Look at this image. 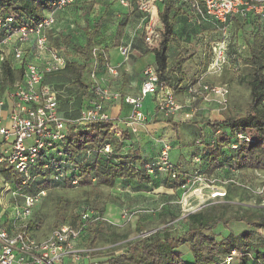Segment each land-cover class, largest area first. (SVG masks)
<instances>
[{"label": "trees", "instance_id": "1", "mask_svg": "<svg viewBox=\"0 0 264 264\" xmlns=\"http://www.w3.org/2000/svg\"><path fill=\"white\" fill-rule=\"evenodd\" d=\"M95 4L99 5L98 9H102L98 12L100 15L104 14L106 9H120L126 14L142 16L134 9L122 8L116 0H77L67 9L80 12L83 9L92 8ZM47 10L46 0H0V17L13 15L15 17L14 25L17 27L36 24ZM181 12L184 10L173 0H164L159 5V28L155 29L154 47L151 49L157 82L169 88L185 81L182 66L190 59L187 51L180 50L172 62L169 61V52L176 41L174 25ZM100 20L99 18L93 27L88 26L83 29V45H75L72 48V54L76 59L74 61L67 58L68 51L64 45L51 38L56 23L49 32V43L65 58V66L61 70L46 73L42 83L56 92L57 110L63 118H66V110L63 109L59 90L47 81L55 76H65L71 80L77 90L80 89L77 99L80 105L78 116L79 112L93 98L94 86L90 89L84 81L85 75L90 71L89 64L92 60L94 62L99 60L100 66L97 72L105 70L108 65L102 52L108 47L100 44L97 47V53L94 55L93 52L95 37L98 36L102 25ZM232 23L240 24L241 28L248 32L244 41L248 49V57L245 62L249 67V74L246 78L241 79V83L245 84L249 90L248 105L242 115L205 120L213 132H218L217 136L210 145L200 147L201 153L198 152V148L195 149L192 157H198L202 163H200L201 166L214 165L219 168L227 166L234 171L251 170L264 173V20L254 18L247 22L233 18ZM22 74V69L13 68L8 60L3 61L1 63L0 90L5 88L10 90L16 82L22 80ZM112 128V122H99L89 126L69 125L66 150L71 155L73 162L77 163L78 186L91 183L95 187L124 191L125 187L131 186L132 181V188H134L132 191L139 193L151 191L155 185L154 177L160 172L150 175L143 166L156 156L150 160H143L136 154L134 156L120 154L122 143L128 140V135L122 131L117 138V129L113 131ZM239 134L245 135L248 140H240ZM106 144L110 145L111 153L100 154V150ZM171 164L177 171L178 177L176 180H172L168 175L162 173L165 176L164 185L173 190L177 198H180L182 192L180 187L184 183V177L188 174L178 171L172 162ZM201 169L203 168L201 167ZM3 175L5 179L13 180L17 188L20 187L19 179L14 171L4 170ZM57 187L72 186L69 183L59 185L44 180L25 187L24 194H33L39 189L48 191ZM228 188L224 201L209 202L193 212L186 213L181 218L167 213L171 209L168 204L162 206L160 217L163 218L161 221V224L164 225L163 228L150 232L147 237L126 242L124 253L110 255L103 264H227L226 258L232 251H235L236 255L232 257L229 264H264V237L254 236L257 231L264 232V206L255 208L237 206V210H234V206L230 204V189ZM82 210L83 208L76 214L78 224L71 223L70 226L80 224L79 214ZM103 214L104 211H101L99 215ZM167 216L169 218L165 220L164 218ZM64 221L65 219L58 214L55 227L62 225ZM175 221L181 222L185 226V229L178 234H172ZM231 222L243 223L248 229L243 232H233ZM99 223L87 225L80 236L86 240L85 233L88 230L91 231L90 237L87 238V248L90 251L94 248L100 235V230L97 228ZM92 226H95V229L91 230ZM35 227L33 222L27 224L29 231ZM219 228L226 231V234L215 232ZM135 230L141 234L144 227L137 222ZM113 237L119 238L117 235H113Z\"/></svg>", "mask_w": 264, "mask_h": 264}, {"label": "built area", "instance_id": "2", "mask_svg": "<svg viewBox=\"0 0 264 264\" xmlns=\"http://www.w3.org/2000/svg\"><path fill=\"white\" fill-rule=\"evenodd\" d=\"M77 0H46L47 12L40 21L32 25L15 26V17L8 15L0 17V74L1 63L10 61L15 69H22V80L16 82L6 96L0 93V113L5 105V100L10 101V111L7 115L6 125L2 124L0 116V140L8 148L0 155V165L6 171L16 173L20 187L11 192V196H22V203L10 205L12 209L11 228L4 226L0 219V264H81L83 259H88L90 250L77 249L80 236L89 224L108 222L104 215H99L90 209H83L80 224L77 226L59 225L43 239L35 238L27 229L28 219L33 208L45 197L47 190L39 189L33 194H24V188L38 181H50L63 185L69 183L72 187L79 185L77 177V163L73 162L71 155L66 150L68 127L71 124L89 126L99 122H112L114 131L118 120H112L104 109V103L116 98L118 95L109 88L98 84L92 76L93 98L79 112L74 119L60 116L57 110L56 92L42 83L46 73H51L64 68L65 58L49 43V32L56 23V14L70 7ZM124 9L138 11L145 20L143 26L146 43L154 45L155 29L158 23V7L164 0H116ZM178 6L186 10L189 18L197 25L210 23L213 29L221 31L224 36L226 26L231 24L233 18L242 21H251L258 18L264 20V0H173ZM29 45L31 53L24 51L22 45ZM154 47V46H153ZM226 47L224 41L215 43L211 48L212 71H219L226 63ZM129 47H119V54L124 61L128 59ZM106 72L117 76L118 68L107 65ZM143 81L136 97H126L125 103L131 106V112L126 121V126L134 131V127L145 120L141 111L144 99L153 98L155 108L160 112L171 114L179 106L171 88L158 84L155 65L146 66L142 72ZM198 87L211 90L225 102L228 91L224 87L208 89L201 84H188L189 94L196 93ZM240 140H248L245 135L239 134ZM171 146L168 141L161 143V149L156 157L144 164L148 174L160 172L168 175L172 180L178 177L177 171L170 162ZM111 153L109 144L104 145L100 154ZM199 161L198 157L194 158ZM206 180V179H205ZM201 176L194 178L184 177L180 189L183 191L197 184L194 189H204L206 181ZM193 191V192H194ZM184 195V194H182ZM185 205L196 200L192 197ZM203 206V205H202ZM195 209H184L193 212ZM8 204L0 200V215L6 211ZM190 210V211H189ZM132 213L121 211L120 218L128 221ZM186 214V213H185ZM1 218V217H0ZM235 251L226 258V263L232 261Z\"/></svg>", "mask_w": 264, "mask_h": 264}, {"label": "rangeland", "instance_id": "3", "mask_svg": "<svg viewBox=\"0 0 264 264\" xmlns=\"http://www.w3.org/2000/svg\"><path fill=\"white\" fill-rule=\"evenodd\" d=\"M98 6V4H95L92 8L88 6L89 9H83L80 12L74 9H65L57 14V22L51 38L64 45L68 51L67 58L72 61L76 60L72 54L73 46L83 45V29L88 26L93 27L100 18L102 25L98 36L95 37L94 55L97 53V47L100 44L108 48L127 46L130 49L129 58L132 57L131 52L135 49L143 52L146 56L144 59L146 66L154 65L151 54L154 45L146 43L144 39L143 26L145 20L142 16L126 14L120 9H106V12L100 15L98 12L102 9H98ZM184 16L183 22L186 26V33L183 34L184 44H180L181 47L171 48L169 61L172 62L180 50L187 51L190 59L182 66L185 81L171 88L179 108L174 113L166 115L168 121L176 120L182 124L183 128L186 127L189 130L192 125H195L196 120L199 122L200 120L225 119L228 116L242 115L249 101V90L245 84L241 83V79L246 78L249 74V67L245 62L248 57V49L244 41L248 32L243 30L240 24L232 23L226 26L223 36L222 32L213 29L210 23L197 25L190 20L186 12H184ZM157 28H159V23H157ZM222 40L226 47L227 63L219 71L214 72L210 68L211 48L215 43ZM24 49H26L24 50L27 53L26 55L32 52L30 46H26ZM99 66V60L95 62L92 60L89 64L90 71L85 75L84 81L90 89L95 85L92 82V76H97ZM186 81L190 84L205 85L208 89L224 87L228 91L225 102L222 103V99L211 90L205 91L199 87L196 93L189 94ZM47 82L59 90L63 109L66 110V118L75 119L80 108L77 100L80 89L77 90V87L65 76H55L48 79ZM184 92H186V95L183 94ZM3 96H6V93H3ZM195 140V136L191 138L192 154L194 148H198V152L201 153L200 144L195 143ZM192 154L188 160H185V164L182 166L179 164L176 167L178 171L185 172L191 178H194L197 174L202 179H206V185L202 184L204 189L194 191L198 187L195 184L183 190L180 198H177L174 192L169 189L134 194L119 192L118 189L113 188L95 187L91 183L78 187L51 188L32 210L28 223L33 222L36 227L30 232L41 239L56 228L55 221L58 214L65 219L62 225H70L71 223L78 224L76 214L82 208L90 209L97 214L104 211L103 215L109 220V223L100 222L97 225L100 235L95 246L88 255L87 260L82 256L83 263L103 264L110 255L124 253L126 242L134 241L140 237H147L150 232L163 228L164 225L161 224L163 218L160 217V213L162 212L161 207L166 204L171 207L167 213H172L181 218L187 213L184 209H191L192 207L195 209L198 205L224 201L225 192L229 187L230 204L234 206V210H237V206L252 208L264 206V173L251 170L234 171L227 166H222V170H219L220 168L214 165H202L200 167L203 169L200 168L196 172ZM3 171V167L0 166L1 175ZM214 171H217L218 174H214ZM5 180L4 175H2L0 183H2L4 190L9 191L11 180H7V183ZM133 189L132 186L129 187V190L132 191ZM185 195H191L187 197V200L192 197L197 198L196 200L193 199L188 206H184L186 204ZM22 199V196L18 195L11 201L21 205ZM110 208V215L107 216L105 213ZM121 211L132 213L128 221H123L120 218ZM139 212L141 213L135 214ZM168 218L167 216L164 219L167 220ZM137 222L144 227L141 234H138L135 230ZM93 229H95V226L91 227V230ZM184 229L183 223L175 221L172 234H178ZM231 229L233 232H240V230L243 232L248 228L243 223L231 222ZM215 232L226 234V231L221 228L215 230ZM85 234L86 240L82 239L78 242L77 249L79 250H88L87 238L90 237L91 231L88 230ZM113 235H117L119 238L115 239ZM263 235L264 232L261 231L254 234V236L259 237H263ZM124 237L126 238L124 239Z\"/></svg>", "mask_w": 264, "mask_h": 264}, {"label": "crops", "instance_id": "4", "mask_svg": "<svg viewBox=\"0 0 264 264\" xmlns=\"http://www.w3.org/2000/svg\"><path fill=\"white\" fill-rule=\"evenodd\" d=\"M186 12L185 9H183ZM184 12H181V15L176 18V22L174 25V32L176 34V41L174 43V47H179L180 44L183 45V34L186 33V26L183 22L185 18ZM28 47L29 45H22V48ZM119 47L115 46L113 48H108L103 52L106 62L108 65L116 66L118 68V75L112 76L109 75L105 70L101 72H97L95 77V81L103 87L109 88L113 93H116L118 96L104 103L105 111L110 115L112 120H118L116 129L118 138L122 131L127 133L128 140L123 141L122 143V151L120 154L122 155H139L143 160H150L155 157L160 149L161 143L163 141H168L171 146L170 150V161L175 165L185 164V160H188L189 156L192 154V147L190 146L191 138L195 136V143H199V147H203L205 145H210L218 132H213L210 127L205 123V120L195 121V125L187 130V128H183L182 124L176 120L169 122L166 113L160 112L155 108V104L153 102V98L151 96H147L142 104L141 111L145 117L141 123L137 124L134 127V131H132L129 127L126 126V121L131 112V106L126 104L124 99L126 97H136L140 86L143 81L142 72L145 65V55L143 52L137 51L135 49L131 52V58L128 57L126 61L122 59L119 54ZM181 47V46H180ZM102 48V47H101ZM187 84H190L186 81ZM9 88H5L4 90H0L1 95L6 93V90ZM186 95V92L183 93ZM186 97V96H185ZM186 99V98H185ZM10 111V101L8 99L5 100V105L0 113L2 124L6 125L7 115ZM74 120V119H71ZM203 143V144H202ZM8 148V145L0 140V155L4 150ZM197 149V148H196ZM195 150V148L193 149ZM198 150V149H197ZM193 164L195 166V170H199L201 167L200 160L198 162L194 161ZM201 163V164H200ZM2 166V165H0ZM219 170H222L221 168ZM226 170V169H225ZM2 173V172H1ZM214 174H218L217 171L213 172ZM3 175V174H2ZM0 174V177L2 178ZM213 176V174H211ZM154 187L151 188V191L156 190H167L165 187V176L162 173L156 174L154 177ZM1 182V181H0ZM7 183V179L5 180ZM131 186L133 182L131 181ZM10 190H4L2 187V183H0V200L4 204H8V208L6 211H3L0 215L1 222L4 223V226L7 228H11L12 221V209L10 205L13 203L14 197L11 196V192L17 189L15 182L13 180L10 181ZM119 190V189H118ZM171 190V189H169ZM150 191V192H151ZM173 191V190H172ZM119 192H130L134 194H139V192H133L129 190V187H125L124 191L119 190ZM18 196V195H17ZM111 208L106 211L105 214L109 216V212ZM135 213V214H140ZM242 231V230H240ZM31 233V232H30ZM33 235V234H32ZM35 238L39 239V237L33 235ZM264 237V235H263ZM43 239V238H41ZM83 237L80 238L79 242L82 241ZM81 264H88L82 263Z\"/></svg>", "mask_w": 264, "mask_h": 264}]
</instances>
